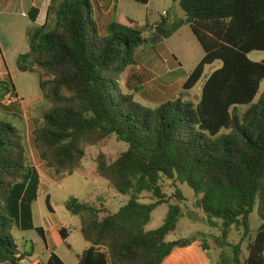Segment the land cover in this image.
<instances>
[{"label": "trees", "instance_id": "obj_1", "mask_svg": "<svg viewBox=\"0 0 264 264\" xmlns=\"http://www.w3.org/2000/svg\"><path fill=\"white\" fill-rule=\"evenodd\" d=\"M133 1L147 5L150 0ZM180 7L183 19H163L157 26L166 30L165 39L189 26L205 52L183 92L197 86L207 66L222 62L196 103L180 95L152 108L126 93L122 76L138 66L136 56L149 40L127 17L104 32L92 0H51L47 22L30 30V52L17 60L20 72L38 75L49 106L34 137L40 158L54 174L83 169L87 146L103 148L115 138L126 147L116 156L100 152L97 158L98 176L127 197L125 206L114 211L88 197L65 204L90 244L79 264H163L175 249L189 246V239L167 241L182 215L184 185L225 244L234 227L250 236L257 211L261 225L244 264H264V60L249 58L264 53V0H181ZM38 14L32 9L29 17L36 22ZM12 92L11 78L0 82V264H21L32 256L20 253L15 228L37 230L46 242L32 212L39 174L27 162L22 129L2 117L9 109L4 99ZM163 183L176 189L172 197ZM144 194L151 202H142ZM162 205H168L165 222L149 231ZM61 235L69 237L65 229ZM202 248L209 250L205 241ZM240 255L235 246V264H241ZM46 264L64 262L52 253Z\"/></svg>", "mask_w": 264, "mask_h": 264}, {"label": "rangeland", "instance_id": "obj_2", "mask_svg": "<svg viewBox=\"0 0 264 264\" xmlns=\"http://www.w3.org/2000/svg\"><path fill=\"white\" fill-rule=\"evenodd\" d=\"M92 1L95 7L96 20L101 29L103 30L110 21V16H106L105 14H103V12H101L102 9L100 10L98 6V3L101 0ZM115 1L118 2L116 6L114 5V0H111L108 4L111 8L113 6L116 7V10L114 11V13H112V15H114V21L126 17L134 20L137 29L145 30V38L148 36H145L146 33L151 32V26L145 28V25L147 23L151 25L155 22L162 21L164 12L169 13L170 18L172 19L175 15V11L180 9L179 0H150L149 4L147 5L137 3L133 0ZM50 23H53L52 19L50 20ZM158 45L159 42L154 45H151V47L155 48L156 51H158ZM168 46L174 51V54L176 55L168 56L171 57V66L175 64L176 58L181 64V68L177 72H175V74L171 75L172 79H175L172 82L173 88H176V86L178 87V85L180 84V81H178L179 79L177 78H179V76L188 77L195 70L199 62L202 60L205 55V52L200 43L198 42L197 38L190 30H183L180 36H176L175 38L170 40V42H168ZM249 58L255 62H260L264 59V53L255 52L250 54ZM219 66H221L220 62H217L212 66H207L204 76L202 80L197 84V86L193 90L188 92H183L182 90L179 95L183 96L185 100L193 101L195 103L198 102L202 94V87L207 77ZM130 69L122 76L121 86L123 90L126 93L135 94L136 100L145 106L156 108L161 105L160 103L152 101L153 99L151 98L155 94H153L152 92H148V90H150L148 85L141 87L142 84L146 82V80H142L137 83V79L132 78L134 77L135 73L133 71H130ZM154 78L155 77L152 76L150 77V80ZM263 89L264 85L262 86V91ZM13 100V97H10V100H6V104L8 105V101ZM48 109L49 106L44 101V103L38 106L36 110L32 111L33 114H27L29 121H34L35 128L36 123L42 120L43 114H45ZM4 116L6 117V114L3 112L2 117ZM13 120H15V124H19L20 122V120L18 119L13 118ZM29 144L34 148L35 137L34 139L32 137L30 143L27 141L26 145ZM35 149L36 145L34 148V153L35 155H38L39 153L37 149ZM125 150V145L118 142L115 138L112 139L109 145L103 148L94 146L85 147L86 157L84 160L83 169L77 170V172L73 175H70L68 172L63 173L62 175H56L53 173L55 178L58 177L60 178V180L58 185L52 191H50V195L52 196V198L49 200L48 195L45 194L41 196L40 205L43 208L45 214L44 218L48 220L49 215L51 214L48 205L49 201L50 206L53 207L56 212L57 219L64 226H66V228L69 229L71 234L70 243L73 245V248L76 252L81 251L80 243H82L83 245H87V243L85 242L82 234L79 231L75 230L73 224L77 222L78 219L72 216L71 213L66 209L65 201L70 200L72 198L84 199L88 197L96 203L103 201L105 205L115 211L125 206L128 200L127 197L118 194L114 189L110 188L108 182L98 176L97 173V158L100 152H104L107 155L113 157ZM32 159V155H29L27 162H32ZM97 188L99 189L98 191L95 190ZM163 188L164 192L169 197H172L176 191L175 188H173L167 183H163ZM180 190L184 193L186 201L181 205L182 215L178 222L177 229L168 236L167 241L172 242L179 239H189L191 240V244L189 246L196 243L197 240L205 241V245L209 250L204 251L207 252L206 258L208 259L210 264H235L233 260L234 247L240 246V260L241 264H244L248 257V244L250 242V239L254 238L256 232L258 231L261 225V221L257 214V211H255L252 215L250 236L244 237L243 229L234 227L227 239V244H225L222 241L220 229H214L208 224L207 216L198 207L199 199L195 196L192 189L189 186L184 185L180 186ZM142 202H151V195L144 194L142 196ZM170 202L172 204H178V201L174 198H171ZM167 213L168 205H162L158 207L154 211L152 221L147 229L149 231H152L160 228L165 222ZM52 219L55 218L52 217ZM41 224V217L38 214V210H36V225L40 227ZM218 224L220 227L222 222H218ZM13 236L14 239L19 243V246L23 252L26 251L29 245H34L32 259L28 258L27 260H25V262H23V264H32L33 260L39 258L45 260L47 252L45 241L41 232H38L37 230L22 231L20 229L15 228L13 231Z\"/></svg>", "mask_w": 264, "mask_h": 264}, {"label": "crops", "instance_id": "obj_3", "mask_svg": "<svg viewBox=\"0 0 264 264\" xmlns=\"http://www.w3.org/2000/svg\"><path fill=\"white\" fill-rule=\"evenodd\" d=\"M110 1L111 0H101L98 3L100 10L102 9L101 12H103V14L106 16H110V21L108 22L107 26H105V29H103L104 32L107 30L109 24L114 21V15H112V13H114L116 10L115 6L118 4V2L114 0L115 6L111 8L108 5ZM50 2L51 0H0V82L6 81L8 78H11L12 80L14 92H12L10 95L14 100L10 101L8 105L4 104L9 108L8 111H5L4 113L10 120L14 121V123L15 120H13V118L20 120L19 124L15 125L22 129L24 145L27 152V160L29 155H32V162L28 161L29 166L37 170L40 178L38 199L32 205V212L35 228H41L44 231L47 256L45 260L40 258L33 260L32 264H46L52 253L58 255L64 264H79L80 256H82L83 253L90 248V244H88L86 241L85 242L87 245L80 243L81 251L76 252L73 248V245L70 243L71 234L69 229L57 219L56 212L53 207L50 208L51 214H48L49 219L46 220L44 218L45 214L43 208L40 205L41 196L43 194L48 195L50 200L52 198L50 191H52L58 185L60 178H55L53 172L47 167L46 163L40 158L38 153V155H35V145L34 148L30 144L26 145L27 141L29 143L31 142L32 137L34 139L35 131V123L34 121H29L27 114H33L32 111L36 110L38 106L44 103V98L40 88V80L38 75L33 73H22L17 68L18 58L21 55L30 52L28 38L30 30L37 27H42L47 22L48 7ZM180 2L181 0H179L180 9L175 11L173 18L171 19L170 14L167 13L166 16H163V19L167 20L169 23L183 19L185 17V13L180 7ZM32 9L39 11L36 22H33L29 17V13ZM160 22H155L150 25L151 32L146 33L145 35H148L146 37L148 40L156 36V31H158L157 25ZM183 30H190L192 32L191 28L186 25L179 29L170 38H161L156 42H159L157 47L159 48L158 51H156L155 48H152L151 44L145 45L136 56L138 66L130 69V71L135 73L134 77L132 78H136L137 83L139 81L146 80V82L142 84L141 87L147 85L149 86L150 90H148V92L155 94L154 96L152 95L153 97L151 98L153 99V102L163 104L168 101L177 100L186 81L191 75L190 74L188 77L179 76L177 79H179L178 81H180V84L178 87L175 85L176 88H173L172 82L175 79H172L171 75L175 74V72L181 68V64L175 57L177 62L175 61V64L171 66V57L168 56L176 55L174 54V51L168 46V42H170V40L176 36H180ZM220 63L222 66V62ZM221 66L211 72L207 79L216 70L221 68ZM152 76L155 78L150 80V77ZM6 98L7 97H5L4 101ZM95 190L98 191L99 189L97 188ZM68 201L69 200L65 201V204ZM36 210H38V214L41 217L42 224L40 227L36 225ZM52 217L55 219H52ZM73 226L75 227L76 231L81 233V222L79 219L73 224ZM62 229L67 230L69 235L67 240H64L61 235ZM202 243L203 240H197V242L191 246L175 249L172 255L168 257L163 264H210L206 258L207 252L202 248ZM17 244L19 246L18 242ZM28 249L31 250V252L28 253H31L32 256L22 260L21 264H23V262H25V260L28 258L32 259L33 257L34 245H29ZM19 250L20 253H23L20 246Z\"/></svg>", "mask_w": 264, "mask_h": 264}, {"label": "water", "instance_id": "obj_4", "mask_svg": "<svg viewBox=\"0 0 264 264\" xmlns=\"http://www.w3.org/2000/svg\"><path fill=\"white\" fill-rule=\"evenodd\" d=\"M165 35H166V30H164V29H158V31L156 33V36L153 37L152 39H150L149 40V43L151 45H154L158 40H160L161 38L165 37ZM39 37H40V34L39 33L35 35V39L36 40H38ZM27 252H31V250L28 249V247H27Z\"/></svg>", "mask_w": 264, "mask_h": 264}, {"label": "built area", "instance_id": "obj_5", "mask_svg": "<svg viewBox=\"0 0 264 264\" xmlns=\"http://www.w3.org/2000/svg\"><path fill=\"white\" fill-rule=\"evenodd\" d=\"M166 15H167V13H164V14H163V16H166ZM10 97H11V95L9 94V95L7 96V98H6V100H10ZM6 100L3 102V104H5V105H7V104H6V103H7ZM9 102H10V101H8V104H9Z\"/></svg>", "mask_w": 264, "mask_h": 264}]
</instances>
